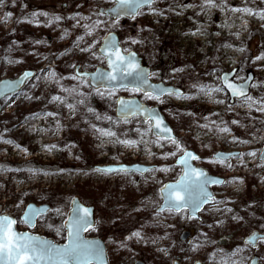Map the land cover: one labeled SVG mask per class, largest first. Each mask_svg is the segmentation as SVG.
Masks as SVG:
<instances>
[{
    "label": "rangeland",
    "instance_id": "obj_1",
    "mask_svg": "<svg viewBox=\"0 0 264 264\" xmlns=\"http://www.w3.org/2000/svg\"><path fill=\"white\" fill-rule=\"evenodd\" d=\"M73 2L3 0L0 5V79L14 78L26 68L37 71L23 90L1 101L0 211L14 216L20 230H27L21 216L29 203L51 207L53 200L56 206L70 201L69 214L77 198L92 206L96 214L95 230L89 235L103 234L101 238L111 243V249L108 247L113 260L121 264H150V259L155 264H173L175 260L181 264H250L253 256L264 264V244L258 242L252 247L244 243L264 223V167L259 166L264 147V112L256 110L257 106L250 109L244 98L232 104L226 90L211 95L199 90L201 85L223 87L218 78L225 71H233L237 82L252 72L249 95L257 100L264 97V59L256 60L264 55V19L232 14L220 7L201 11L202 0H158L155 7L162 15H139L134 20L136 26L124 29L121 20L115 23L110 16L98 14L113 0ZM226 2L231 7L264 8L260 0H247L246 5L245 0ZM55 17L59 21L50 23ZM88 17L91 19H81ZM97 20L105 23L91 36L85 35L89 29L81 25H93ZM109 32L119 37L123 32L122 47L144 58V64L155 74L150 77L152 82L180 88L184 94L164 96L161 103L125 89L114 94L100 89L104 93L101 95L90 84L78 86L71 79L73 64L81 71L106 67V63L91 59L80 48L101 42ZM80 36L84 40L78 44ZM132 39L141 43H124ZM53 72L55 78L49 75ZM53 96H60L63 103L54 101ZM119 96L139 97L150 107H160L182 146L200 154L197 164L227 179L225 185L213 187L215 201L223 203L205 206L198 219L168 211L157 215L161 187L180 175L175 162L181 153L166 157L175 146L151 133L142 136L137 131L145 127L142 119L117 121ZM49 112L55 116H47ZM223 128L229 131H221ZM96 129L111 130L116 136H102ZM232 151L239 155L222 165L206 162L219 152ZM249 152L257 156H249ZM134 163L171 170L145 174L94 171L101 165ZM86 186L82 192L80 187ZM97 186L107 188L99 187L103 189L98 191ZM86 194L91 197L82 196ZM114 199H121L118 207ZM56 209L39 217L36 230L64 241L66 230L59 223L61 215ZM133 231L142 233V248L126 240ZM185 232L191 233L187 239L182 238ZM122 241L126 247L120 246ZM182 249L187 250L178 256ZM238 249L242 250L233 255ZM119 250H123L121 255Z\"/></svg>",
    "mask_w": 264,
    "mask_h": 264
},
{
    "label": "snow or ice",
    "instance_id": "obj_2",
    "mask_svg": "<svg viewBox=\"0 0 264 264\" xmlns=\"http://www.w3.org/2000/svg\"><path fill=\"white\" fill-rule=\"evenodd\" d=\"M119 4V8L114 9V22L119 23L120 17L131 16L133 19L138 15L144 14H154L162 15L156 7L155 4L157 0H116ZM264 4V0H260ZM3 4V0H0V5ZM247 0H245V5ZM185 7H191V5H185ZM201 11H207L212 8L220 7L226 12L232 14L242 13L243 15L257 16L260 19H264V8L259 10H254L248 6L242 7H231L227 4L226 0H222L220 4H217L216 0H202L199 5ZM99 15L103 16L105 13L99 12ZM178 15L180 13H177ZM10 15V14H9ZM40 15L47 16L46 13H41ZM36 14H33L35 18ZM59 17L53 18L51 22L59 21ZM71 19L76 20V17ZM81 19H91L81 18ZM29 23L33 21H28ZM79 23V20H77ZM104 21L97 20L93 25H81L86 31L85 35L91 36L93 30L98 29L100 25L104 24ZM196 35V33H192ZM84 37L80 36L77 39V43L83 41ZM100 41H94L86 47H81L80 51L84 53H89L90 58L94 60H99L101 63H106L107 67L111 70L105 72L101 69H97L95 74L92 76V80L99 85H106V91L109 94H114L116 91V86H119L127 91L135 93H143L146 99L157 100L163 102L164 96H180L181 93L177 89L167 88L163 86H153L148 83V80L153 73L145 72L141 68L137 58L136 53L130 52L128 48H121L120 42H118L114 36H107L103 39V42L99 49L93 51ZM125 44L141 43L139 40L132 39L130 41H124ZM243 51V49H241ZM264 59V55L257 56L256 60ZM72 67L76 70L71 79L78 82V86L85 87L90 83L86 77L89 75L87 72H80L79 67L75 64ZM175 71H182V69H177ZM34 74L25 72L20 78V82L26 79H30ZM51 77L55 78V72L49 74ZM235 75V73L233 74ZM223 87H210L201 85L199 90L207 95H211L213 92H221L225 89L228 93H231L233 97H243L245 102L248 103L249 108L257 106L258 111L264 112V97L259 100L254 99L246 91L249 86L247 83L236 84L231 81L230 77L225 74L218 78ZM245 79V78H241ZM97 92L101 95L104 93L100 91V87H97ZM62 91H75V89H62ZM14 95H16L14 93ZM54 101H60L63 103V99L60 96H53ZM223 103V101H218ZM120 107L121 117L124 122H128L129 115L137 116L141 113L145 114L143 116L142 123L145 126L143 130L137 129L141 132V135H152L157 136L158 139H164L171 142L175 146V150L167 153V156H176L177 153H181L178 160V164L182 166L183 176L176 183H170L164 185L160 189L161 199L164 201L157 209V215L163 211H168L170 213L181 214L183 213L187 219H198L197 213L204 211V206L216 202L214 196L209 191L211 185H219L225 183V181L218 180L210 177L209 173L203 169H198L192 165V161H199L201 158L191 151L187 150L182 146L181 141L176 138L172 132L173 130L167 126L165 121L155 112L153 109L144 107L143 105L133 102L125 101L120 99L118 101ZM69 107H72L69 105ZM91 111V109H89ZM47 116L54 117V113H46ZM106 119H111L106 117ZM232 123H237L232 121ZM102 136L115 137L116 133L103 129H96ZM223 132H228L227 128L221 129ZM4 143H11L9 140H4ZM120 143L124 144H134L135 141L120 140ZM53 148L55 145L52 146ZM249 156L256 157V152H249ZM261 164L259 166L264 167V153L259 156ZM229 157L224 154H216L213 158L206 161L209 164H223L224 161L228 160ZM229 167L231 165H228ZM11 170V169H9ZM169 168L153 169V171H170ZM96 172L110 173V172H127L126 168L123 167H108V168H96ZM144 171H148L145 169ZM23 203V202H21ZM73 208L71 213H69V218L66 220L62 226L66 229V240L64 244H54L47 240H42L39 237L31 236L27 233H20L15 230L17 225V220L9 216H0V264H106L104 250L99 247L98 242L94 240H86L83 238V233L89 230H95L94 221L90 219L92 215L91 209L87 207H81L75 200L72 201ZM19 207V205H17ZM220 209H217L219 211ZM231 212L232 209H226ZM139 211V209H137ZM45 212L43 208H33L28 205V211L22 217V222L28 224L29 226H35V220L37 217ZM57 215H63L62 209H56ZM233 220L239 221V217L233 216ZM222 223V222H221ZM211 227V225H210ZM264 229V223L258 226L257 231ZM61 229L57 230V234H60ZM135 238L137 241L143 239L142 233L140 231H133L126 240H132ZM264 244V235H258L254 231L250 238L244 241L245 244L252 247H256L257 243ZM121 247H126L125 242H121ZM242 249H238V254ZM164 252L165 249H160ZM252 264H256L255 260Z\"/></svg>",
    "mask_w": 264,
    "mask_h": 264
},
{
    "label": "water",
    "instance_id": "obj_3",
    "mask_svg": "<svg viewBox=\"0 0 264 264\" xmlns=\"http://www.w3.org/2000/svg\"><path fill=\"white\" fill-rule=\"evenodd\" d=\"M113 1H114V2H113V4H112L110 7H108V8H101V9L99 10L100 12L105 13V15L110 16L112 19H113V17H114V9L119 8V4L116 2V0H113ZM123 19L129 20V21L133 20V18H132L131 16H123V15H122V16L120 17L119 20H123ZM113 20H114V19H113ZM109 35L114 36L115 39H116L118 42H120L119 35H118L116 32H109V33H107V34L103 37V39H104L105 37L109 36ZM103 39H102V41H101V44H102V42H103ZM101 44H100V46H101ZM100 46H99V47H100ZM120 46H121V48H123L121 44H120ZM98 49H99V48H98ZM130 52H134V53H136V58H137V60H138V62H139V64H140L141 68H143L145 72L151 73V68L148 67V66H145V65L143 64V58L139 55V53H138L137 51H134V50H132V51H130ZM97 69H101V70H103V71H105V72L111 71V70L107 67V64H106V67H104V66H98L95 70H92V71H80V72H87V73L89 74L86 78L89 79V82H90L89 84H90V86H91L93 89H97V87H100V89H106V88H107L106 85H99V86H98V85L96 84V82H95L94 80H92V76L95 74V72H96ZM79 70H80V68H79ZM25 72H28V73H30V74H34V75H32L30 79H26V80H24L23 82H20V78L23 76V74H24ZM225 74H227V75L230 77L231 81L234 82V83H236V84L247 83L249 86L246 88V91H247L248 94L250 93L251 84H252V82H253V80H254V74H253L252 72H250V73L247 75V78H246L244 81H242V82H237V81H235V80L233 79V74H234L233 71H231V72H227V71H225V72H223V73L221 74V77H222L223 75H225ZM36 76H37V71H36V70L31 69V68H26V69H24L22 72H20V73H19L16 77H14V78L0 79V104H1V101L3 100V98H5V97H7V96H9V95H11V94L17 93V92H19V91H21V90H23V88L28 84V82H29L30 80L34 79ZM148 83L151 84V85H153V86H163V87H167V88H174V89H177L178 92L181 93V95L184 94V91H183L182 89L177 88V87H174V86H171V85H165V84H162V83L155 84V83H153L150 79L148 80ZM222 86H223V85H222ZM122 89H123V88H121V87H119V86H116V90H122ZM225 90H226V89H225ZM226 91H227V90H226ZM228 94H229V97H230V102H231L232 104L235 103V100H236V99H242V98H243V97H233V96L231 95V93H228ZM120 99H123V100H125V101H133V102H136V103H139V104L143 105V106L146 107V108H149V109H153V110H155V112H156V113H157V114H158V115H159V116L165 121V123L167 124V126L173 130L172 134L177 138V136H176V132H175V129H174V128L169 124V122L166 120V118L164 117V114L162 113L160 107H158V106H152V107H150V106H148L146 103L142 102L141 99H140L139 97H125V96H119V97L117 98V100H116V106H115V116H116L117 118H119V119H123V118L121 117V113H120V107H121V106L118 104V101H119ZM0 107H1V105H0ZM144 115H145V114H143V113H141V114H139V115H137V116L129 115L128 119H132V118H134V117H140L141 119H143V116H144ZM156 137H157V136H156ZM187 150L191 151L192 153H194L195 155H197V156H199V157L201 158L200 154L197 153L195 150H193V149H187ZM220 153H222V154H224L225 156L229 157V159L226 160V161H229V160H231L233 157H236V156L239 155V152H238V151H232V152H219V153H217V154H220ZM261 153H264V147H263ZM261 153H260V154H261ZM179 158H180V156L177 158V160H176V162H175V165H176V166H179L180 169H181V172H180L179 177H178L176 180H174V181H168V182L164 183L163 186L166 185V184H170V183H176V182H177L178 180H180L181 177L183 176L184 173H183V170H182V166L178 164V160H179ZM260 161H261V160H260ZM197 162H198V161H192L191 163H192V165H193L194 167H196V168H198V169H203L204 171H206L207 173H209L210 177L215 178V179H218V180L225 181V183L219 184L218 186H223V185L226 184L227 179H226L225 177H222V176H219V175H214V174H212L208 169H206V168H204V167H201V166H199V165H196ZM108 167H123V168H126V169H127V172H128V173H130V172H136V173H139V174H145V173H147V172H149V171H151V170H153V169L155 168V167L152 166V165H144V164H140V163H134V164H132V165H126V164H123V165H105V166H101L100 168H108ZM145 169H148V171H144ZM110 173H117V172H110ZM119 173H120V172H119ZM163 186H162V187H163ZM215 186H217V185H211V186L209 187V191L212 193L213 196H215V194H214V192H213V187H215ZM162 187H161V188H162ZM160 194H161V193H160ZM74 200H75V201H76V202H77L82 208H83V207H87V208H90V209H91L92 215L90 216V219H91L92 221H94V224H95V212H94L93 207H92V206H86V205H84V204L81 203V201H80L79 199H77V198L74 199ZM163 203H164V201L162 200L160 206L163 205ZM210 204H211V203H210ZM28 205H31L33 208H38V209H39V208H43V209H45V212H44L42 215H40L39 217L46 215V214L49 212V210H50V206H49L48 204H42V205H39V204H37V203L31 202V203H29ZM28 205H27V207H26V209H25V212H24L23 215L21 216V220H22V217L24 216V214L28 211ZM208 205H209V204H208ZM160 206H159V207H160ZM205 206H207V205H205ZM205 206H204V207H205ZM72 208H73V204H72V206H71V209H70V212H69V213H71ZM0 216H9V217H11V218H13V219H16V218H15L14 216H12V215H9V214H3V213H1V212H0ZM197 216L199 217V213H197ZM39 217H37V219L35 220V226H34V227L29 226L28 224L25 223V224L27 225V227H28L30 230H31V229H34V228L36 227V225H37V220L39 219ZM68 218H69V214H68L67 220H68ZM16 220H17V219H16ZM23 223H24V222H23ZM15 230L18 231V232H20V233H27V234H29V235H31V236L39 237V238L42 239V240H47V241H49V242H51V243H54V244H64V243L67 242V240H65V242H63V243H59V242H56L54 239H52V238H50V237H47V236H44V235H41V234L33 233V232L30 231V230H25V231L19 230L18 227H17V225L15 226ZM86 233H87V232H84V233H83V238L86 239V240H94V241L98 242L99 247H101V248L104 250V253H105V259H106V264H110L109 256H108V250H107V247H106V243H105V241H104L102 238H100V237H88V236H86ZM256 233H257L258 235H264V233H261V232H259V231H256ZM189 236H190V232H185V233L182 234V238H183V239H187ZM250 236H251V235H250ZM250 236H248L246 239L250 238ZM246 239H245V240H246ZM256 246H257V245H256ZM253 260H255L256 264H260L259 259H258L257 256H254V257L251 259L250 264H252V261H253ZM136 264H143V262L138 261ZM173 264H180V262H179L178 260H175V261L173 262ZM195 264H204V263H203L202 261H196Z\"/></svg>",
    "mask_w": 264,
    "mask_h": 264
},
{
    "label": "trees",
    "instance_id": "obj_4",
    "mask_svg": "<svg viewBox=\"0 0 264 264\" xmlns=\"http://www.w3.org/2000/svg\"><path fill=\"white\" fill-rule=\"evenodd\" d=\"M87 2H88V0H83V4H87ZM73 5H75V0H74V2H73ZM121 24L123 25V28L124 29H128V27L130 28V27H132V26H136L135 25V22L134 21H127V20H122L121 21ZM122 34H123V32H121L120 33V37L122 36ZM25 64V63H24ZM23 63H22V65H24ZM0 66H1V64H0ZM116 120L117 121H119V122H122L123 120H119V119H117L116 118ZM88 186H86V187H80V190L83 192H85L86 191V188H87ZM99 187H104V188H107V187H105V186H98L97 188H98V191H100L101 189H103V188H99ZM96 193V192H95ZM83 197H91V196H89V195H82ZM115 200V206H119L120 205V200L121 199H114ZM69 205H70V201H68L65 205L62 203V204H60L59 206H56L55 205V203H54V200L52 201V206H51V209L52 208H59V209H62V211H63V215L60 217V219H59V223H60V225L61 226H63V224H64V222H65V220H66V217H67V215H68V211H69ZM102 236H103V234H102ZM104 237V236H103ZM56 241H61V240H59V239H57V238H54ZM187 249H182L181 251H179L178 252V256H181L182 255V252H184V251H186ZM110 257H111V260L113 261V263L114 264H121L122 262L121 261H114L113 260V258H112V256H111V254H110ZM150 264H155L154 263V261H153V259H150ZM120 262V263H119Z\"/></svg>",
    "mask_w": 264,
    "mask_h": 264
},
{
    "label": "flooded vegetation",
    "instance_id": "obj_5",
    "mask_svg": "<svg viewBox=\"0 0 264 264\" xmlns=\"http://www.w3.org/2000/svg\"><path fill=\"white\" fill-rule=\"evenodd\" d=\"M143 63H144V58H143ZM134 118H135V117H134ZM140 119H141V118H140ZM121 254H122V252H119V255H121ZM253 257H254V256H253ZM257 257H258V256H257ZM109 258H110V257H109ZM258 259H259V257H258ZM110 262H111L110 264H114L112 260H111ZM259 262H260V259H259ZM123 263L125 264V262H123ZM260 264H261V262H260Z\"/></svg>",
    "mask_w": 264,
    "mask_h": 264
}]
</instances>
